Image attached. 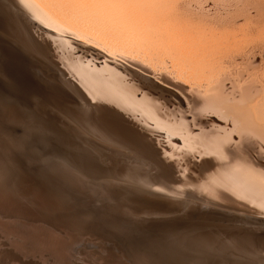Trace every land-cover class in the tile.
Listing matches in <instances>:
<instances>
[{"label":"rangeland","instance_id":"374dc122","mask_svg":"<svg viewBox=\"0 0 264 264\" xmlns=\"http://www.w3.org/2000/svg\"><path fill=\"white\" fill-rule=\"evenodd\" d=\"M205 1L208 4L205 3ZM258 1L259 2H257L256 0H247L248 4L250 5L249 6L248 4L246 5V3H247L246 0L245 1L244 0H196V1L195 0H192V1L191 0H179V1L175 0V2H176L175 8H177L176 9L177 16L180 19H182L183 21L191 24V27L194 25V28H193L194 30L198 29L197 31H200V32L202 31L203 33L199 32V34H203L202 39H203L204 43L206 42L205 44L208 46V48L211 49V50L209 49L207 53H209V55L212 57H210V59H208L209 55L206 54L205 62H204L206 64V61H210L209 62L210 64L207 62L208 64H206V66H204L205 69L202 71V69H203V66H202V69L198 70V73L192 72L191 69H187V68H186L187 72H186L185 68L182 70H177V69H179V68H177V66H174L175 67L174 68V67H172L173 66L172 64L166 63L167 61L169 62V60L166 58L163 61L162 60L163 58H157L155 56L150 57L148 55L150 58L149 59L147 57V55L144 53H143L144 54L143 55L142 53L135 54L132 52H127V51L125 52V50H122V49L119 50V48H116V47H112L113 48L112 49L108 45H105V44L101 45L102 43H95L92 41H88L86 38L80 36L79 34L70 35V38L72 39V41H74V42H72L74 45L73 54H78L80 56H78V55H75V56H77V57L82 56L83 58H84L83 55H85V58L83 59V61L85 63L83 61L81 63H83L84 65H87V63H88L87 66L90 69H92L93 72H95V75H97L98 80H100L102 82L105 81V82L111 84V86L113 85V87L116 90L118 89L119 92H123V93L130 95L129 97H132V98L136 97V99L142 98V99L148 100V98H146L148 96H150V98H155V97H159V95H160V97H162V99H165L162 106H164L165 104L166 105L172 104L169 102H173L172 105H167L164 107H155V109H154V107L149 108L150 107L149 106L147 110L152 114V115L151 114L150 115L153 116V118L159 120L160 122H162L164 124V127H166V129H164V130H166L167 131L166 133H168V134H162V133L159 134L158 133V135H156V137L158 136L156 139L159 140V144H162L161 145L162 147H160V146H158V147L161 149H164V151L167 152L168 156H177L180 159H182V153L186 152L188 158H187V161L183 160L185 162V164L183 165V168L186 170L185 174L190 175V176L187 175V179L189 177L191 179L192 176H194L198 173L196 171V169H198V168H196V166L201 165L202 158L204 156L202 155V153L200 151H198L196 149L192 151V149H190L189 146L185 145V141H186L185 139H193L192 137L202 134L203 133L202 131L207 130L209 127L220 128V129H218L219 132H217V134L223 135L225 132L226 137L228 134V137H230V139L228 137L227 138L230 140V145L231 146L234 145L233 148H235L241 142L240 141L241 140V136H240L241 134H239L240 132L238 130H240L241 121L245 120L244 119L245 117L249 118V119L252 118L251 119L252 121L256 120L254 122L256 124H259L264 130V115H263L264 114V105H263V103H264V98H263L264 97V68H263L264 67V50H263L264 49V41H263L264 40V15H263L264 12H262V11H264V8H263L264 7V0L263 1L258 0ZM231 2L234 4V6ZM217 3H218V5H217ZM229 3H231V4H229ZM184 4H186V5H184ZM187 4H189V5L187 6ZM204 5H205V7H204ZM216 5H217V7H216ZM241 5H243L244 8ZM251 5H252V7H251ZM257 5H260V7ZM26 6H27V4H26ZM208 6L211 8H209ZM248 6H249L250 10L248 9ZM196 7L198 8V10H195ZM235 7H236V9H237V7H240V9H237V11H235L236 10ZM257 7H259V9H257ZM202 8L205 11H202L203 10ZM260 8L262 10L261 12H260ZM246 9H247L246 12H248V13L245 12ZM220 10H221V12H219ZM233 10H234L235 14L232 13ZM257 10H259V11L257 12ZM194 11H197L199 13L197 14V12H194ZM242 11H244V12H242ZM236 12H238V13L236 14ZM259 12H260V14L262 13L261 14L262 19L259 18L260 17ZM239 13L241 15H238ZM183 14H185V16ZM247 14H249V15H247ZM203 15H204V17H203ZM254 15L257 16L255 18H259L260 20H257V19L254 20L255 18H253V23H252L251 20H252V17ZM232 16H234V17H232ZM235 16H236V20H235ZM216 17H218V18H216ZM192 18H194V19H192ZM233 18H234V20H233ZM214 19H217V20H214ZM31 21L34 23H30V27L32 30L35 29L34 31H36V29H37L36 23H38L41 26L42 25L46 26L45 24L42 23L41 20H39L37 18H35V19L32 18ZM216 21H218V22L221 21V22L217 23ZM223 21H224V23H223ZM229 21H231L232 24ZM247 21H248V24H247ZM244 22L246 24H244ZM251 24H252V26H251ZM220 25H222V26H220ZM232 26H235V27H232ZM254 26L256 28L257 27L258 28L256 29ZM195 27H196V29H195ZM236 28H238L240 31L238 32V29H236ZM47 29L50 32L53 31L52 28H50V29L47 28ZM232 29H235V30H232ZM251 29L253 31L256 29V30H258V32L255 30L256 31V33H255ZM241 30H243L242 33H241ZM8 31H10L8 29V27L1 25L0 33L7 34ZM205 31L208 33H205ZM230 31H233V32H230ZM234 31H235V33H234ZM251 31H252V33H251ZM209 33L211 36L209 35ZM217 33L218 34L220 33L219 35L221 36V38L218 37L219 35ZM222 34H224V36L227 34L228 37L225 36L227 39L224 38L222 36ZM233 34H235V36ZM252 34H253V37H251ZM256 34H258V38H257ZM246 35H248L247 36L248 38L246 37ZM249 35H250V37H249ZM8 36L11 39L14 38L12 36V34H9ZM206 36H207V38H209V37L210 38L209 39L204 38ZM238 37L241 39H239ZM222 38H224V40L225 39L226 40L225 41L219 40ZM232 38H236V39L232 42ZM243 38L245 39V41ZM79 39H80V41H79ZM210 41H212V42H210ZM220 41L223 42V44L222 43L220 44ZM208 42L211 45H209ZM228 42H229V45H226V44H228ZM252 42H253V44H252ZM254 42L256 45L254 44ZM260 42L262 43L261 45H263V47H260ZM76 43L77 44L79 43V45L77 46ZM81 43H83V45ZM248 44H249V46H248ZM87 45H89L88 49H86ZM253 45L258 46V47H255V46L253 47ZM211 46H213V47H211ZM229 46H230V48H229ZM75 47L76 48L78 47L79 49L77 50ZM94 47H95V49H94ZM237 47L239 48V50ZM91 48H93V49H91ZM250 48H252V49H250ZM255 48L257 49V51ZM259 48L260 49L262 48L261 51L259 50ZM74 49H75V52H74ZM82 49L85 53L82 51ZM109 49H111V50H109ZM87 50H88V52H87ZM115 50H117V53ZM258 50H259V52H258ZM112 51H113V53H112ZM212 51H214V52H212ZM96 52H100V53H96ZM216 52H217V54H216ZM249 52H250V54H248ZM119 53H120V55H119ZM254 53H256V54H254ZM81 54H83V55H81ZM102 54H104V55H102ZM219 54H220V56H217ZM221 54H222V56H221ZM243 54H244V56H242ZM48 56H49V58L52 57L50 54ZM229 56L231 57V59ZM248 56L250 57V61H251V59H253L252 64L250 63V61H248L249 60ZM251 57H253V58H251ZM91 58H93V59H91ZM206 58H207V60H206ZM215 58H217L218 61L215 60ZM156 59L158 62L156 61ZM159 59H161V60H159ZM85 60L86 61L88 60V62L86 63ZM153 60L156 62H153ZM232 60H233V62H231ZM239 60H241V61L243 60V62H240ZM131 61L135 62V63L132 64ZM211 61H212V63L214 62L216 64V66H214L215 64L213 63V67H212ZM89 62H91V64ZM94 63H95V66H94ZM249 63L253 67H251V65H250L249 67H251V68H249V70H248V64ZM253 63L254 64L256 63V64L253 65ZM230 64H231V66H230ZM243 64H246V65H243ZM89 65H91V66H89ZM138 65H139V67H138ZM140 65H142L141 68H140ZM208 65H209V67L210 66L211 67L209 68ZM225 65H227V66H225ZM150 66H152V67H150ZM98 68H101V70H99ZM117 68H119V69H117ZM234 68H236L237 70ZM231 69L232 70L234 69L233 70L234 73ZM240 69H242V70H240ZM243 70H244V72H243ZM49 71H51V74L54 72L53 69H51V70L49 69ZM141 71H143V72H141ZM201 71L204 74H202ZM208 71H210V72H208ZM182 72H184V73H182ZM226 72L228 75L226 74ZM162 73L171 76V78H175V80L178 81V82L176 81L177 83L183 82V84H185L186 86L181 84V86H179V88H178L177 86H174L173 84L172 85L168 84V82H166L167 80H164L165 78L163 76H161ZM99 74H100V76H99ZM129 74H130V76H129ZM135 74H137V75H135ZM181 74L184 76H182ZM20 75H21V77H19ZM25 75L26 74H24V72L22 73V71L20 69L18 70V68L16 69L15 66H12L10 64L6 65L5 68L0 70V76H2L0 78V83H1L0 84V92H2V93H0V100H1L0 101V116L3 113L2 110H4L6 112V113L5 112L3 113V115L6 114V116H4V117L1 116L2 118H0L3 120H4V118H6L4 120V122H3V120H1L4 124L0 121V177H1L0 183L3 184V186H2V184H0V188L4 187L3 189L1 188L0 193L3 194L5 187L10 186L12 184V182H14L17 179L19 169L37 168L38 166L33 167V165H35V164L36 165L38 164L40 166L38 169L42 168L41 170H43L44 172H47L46 174L51 173L50 174L51 177H54V178L57 177V179H60V178L65 179L64 181L67 182L66 185L64 183L63 186L60 187L58 190H60V192H62V193L67 191V193H64L66 195L67 194L69 195V199H68L69 201H68L67 205L61 206V207L58 206L55 209H53L52 211H48V213H45V214H44V212H41V213L44 214V216L46 217V218H43V220H42L43 224L51 226V227H57L58 231L62 232V233L76 234L79 236L82 235V237H86L89 239L91 238V240L94 242L91 246L84 249L85 251L82 250V252L80 254H78L77 256H72L71 259H72L73 264H89V263L93 264L94 262H95L94 264H97V263L98 264L99 263L100 264H108L110 258H115L119 264H139L140 262H141L140 264H151L152 262H153L152 264H156V263H158V264H160V263L169 264L170 262H173L174 264H179L181 262V260H178V259H180V258L174 259L175 257H172L171 255L168 254V251H171L170 246H168V244L170 242H172V240L170 238H172L173 241L175 240V242H183V241L187 240L186 242H188V244L190 246L189 247L190 249H187V251L193 252V253L195 252L192 255L191 254L187 255L186 256L187 259H185V258L183 259L185 264H216V263L217 264H227V263L228 264H237V263L240 264V262L238 260L229 258V257H234L235 254H237V253L235 252L236 249L231 244V240H230V242H228L230 237L229 236L227 237L226 232H232V234L234 232V233H236V235H241V234L242 235H249V233H251L253 231L263 230L264 224H260L256 221H254V223H253V220H251V219H242L239 216L237 217L234 213H231V209L229 207H225V206H229V203H226V205L224 206L220 202H217L214 200H210V199L209 200H202V199H195V198L190 197V194L186 193L187 192L186 189L189 188V186L187 185L188 183L184 182V180L181 181V180L177 179V176H179V175H176V174L174 176L173 175L171 176V175H169L168 172H166L163 175V176H165L164 177L165 180L166 179H167V181L169 180L168 183H167V181L163 182V183H153L152 181L150 182L148 179H145L146 175H144V173L136 176L137 177L136 179L130 178V177L120 178L117 175L115 168L112 167L111 163H109V157L113 156L112 153H110L108 150L103 148V145L99 144L98 142L91 141L93 147L97 148L98 150H101L100 152L103 153V155L107 158L106 163H104L103 165L95 164V162H93L90 158L89 159L86 158L85 155L76 152L73 148L72 127L76 128V129L79 128L80 131L87 134V132H85L84 129L82 128L80 120L78 118H76L75 116H72V114H71L73 112L76 113V110L79 111L80 106H83L80 102V95L76 92L74 94L72 93V94L68 95L67 91H70V90L66 87L63 88L66 91V92H64L63 89H58L55 91V90H52L50 88L40 86L39 84H37V82L33 81L32 78L28 77V79H26L28 75H26V76ZM138 75H139V78L140 77L143 78V76H146L147 80H143L141 82V80H139V78L137 77ZM174 75H175V77H174ZM177 75L179 78L177 77ZM188 75H189V77H187ZM223 75H225V77L226 76L230 77L232 75L233 80H232V77H230L231 79L230 78L227 79V77L225 78ZM244 76L245 77L247 76L246 77L247 79ZM99 77H101V78L103 77L104 79L102 78L103 79L102 80ZM118 77H119V79H121L120 80L121 82L118 81ZM184 77H187V78H184ZM191 77H193L195 79L191 80L192 79ZM51 78L55 80L56 77L54 75H51ZM114 78H115V80H114ZM188 78L190 80H187ZM6 79H8V80L6 81ZM199 79L200 80L202 79L203 82L198 81ZM220 79H222V82L225 80L224 81L225 84L223 82L224 87L219 86L222 83V82H219ZM235 79H237V81ZM240 79L243 81H241ZM245 79L248 80V83ZM249 79H250V81H249ZM252 79H253V81H252ZM71 80H73V82L76 81L75 78H73V77H71ZM116 80L118 81V83H120V85L117 83ZM130 80H131V83L129 82ZM186 80H187V83L189 82V84H187L185 82ZM195 80H196V82H194ZM254 80L259 82V83H257V82L254 83L255 82ZM114 81H116V85H115ZM125 81H126V83H125ZM240 81L243 83L241 84ZM16 82H18V83H16ZM19 82H21V83H19ZM133 82H134V85H132ZM211 82H212V84L210 85ZM218 82L220 84H217ZM128 83H129V85H128ZM244 83H246V85ZM28 84H31V86ZM117 84H118V87H117ZM247 84L250 87H248ZM7 85H8V87H7ZM20 85H21V88H20ZM130 85H131V87H130ZM252 85H254V86H252ZM79 86L83 87L84 91L86 92V95L89 97V93H87L84 86L83 85H79ZM238 86H239V89H238ZM24 87H26V88H24ZM212 87L214 89H212ZM243 87H247L248 89L245 88V90H244ZM8 88H11V89H8ZM128 88H130V89H128ZM183 88L186 90L189 88L194 89V90H198L197 92L199 94L201 93L202 95L205 96V97L203 96L202 97L203 99H202L201 95L197 94L202 100H206L204 98H207L210 96L216 100V102H217L216 106L219 104L217 107L213 106V109H208L209 111L207 110L208 112L211 111L212 113H208V112H206V110L204 111L206 113L203 116L204 122H200L199 119H196L195 114H194L193 110L191 109L192 104L190 101V95L182 93L181 91H183L182 90ZM223 88L226 89V91ZM229 88H231L232 90ZM253 88H254V90H253ZM210 89H212V91ZM215 89H216V91L213 92V90H215ZM233 89L236 90L235 91L236 93L234 92ZM255 89H257V90H255ZM19 90H21V91H19ZM222 90H224L223 93H222ZM242 90L244 92H242ZM246 90H250L251 92H249V91L245 92ZM60 91L63 93H61ZM139 91H141V93ZM217 91H218V93H215ZM14 92H15V94H14ZM226 92H227V95L225 94ZM238 92H241V95ZM137 93H139V94H137ZM145 93H147V94L144 95ZM11 94H14V95H11ZM230 94H231V96H229ZM235 94L238 97H240V96L241 97L238 98ZM12 96L13 97L17 96V98L16 97L13 98ZM232 96H233V98H232ZM20 97L22 99H20ZM18 98H19L20 104L18 102ZM89 98H88L89 100L87 101V104H90L92 101L95 102V99H91V97H89ZM166 98H168V100ZM208 99H210V98H207V100ZM246 100H247V102H246ZM259 100H261V101L259 102ZM218 101H220V103H218ZM221 102H223V103H221ZM145 103L146 102L144 101V103H143L144 105L142 104V106L141 105L137 106V110L138 109L141 110L142 107L146 105ZM221 104H223V105H221ZM2 105H3V108H2ZM173 105L177 106L175 108L176 111L175 110L173 111V109H174ZM220 105L224 106V107H220ZM230 105H232L231 108H233L234 110L230 109V108L228 109V107ZM226 106H227V108H225ZM219 107H220L219 110H221V108L222 109L225 108L224 111L227 109L230 111V113L229 112L224 113V111L221 110L224 114H226V115H223V113L221 111L217 110ZM166 108H168L169 110L167 109L168 110L167 111ZM178 108L181 110L177 111V110H179ZM209 108H211V107H209ZM171 109H172V112H171ZM11 110H13V113ZM161 110L162 111L166 110L168 112V114L171 116L166 114L167 113L166 111H163V112H165V113H163ZM182 111L184 112L183 113L184 115L182 114ZM214 111L217 115L215 113H213ZM37 112H39V113H37ZM259 112H261V113H259ZM136 113L137 112L134 113V118L136 119V117H137V120L140 121L141 116H138V115H140L141 113H139V114L138 113L136 114ZM178 113L185 116V117L182 116V118H184L185 120L181 119L180 118L181 115ZM243 113H245V115H242ZM13 114H14V116H13ZM173 114H176V116L175 115L173 116ZM232 114L234 115L233 117H232ZM257 114H259V115H257ZM7 115H11V117L7 116ZM251 115H252V117H251ZM260 115L262 117H260ZM172 116H173V118H172ZM13 117H15V119ZM163 118H164V120H163ZM233 118H235V119H233ZM259 119H261V120H259ZM172 120L174 121V123H172L173 122ZM197 120L199 121V123H196ZM205 120H207L209 123L205 122ZM239 120H240V122H239ZM176 121H182V123L181 122L178 123ZM186 121H189L190 124ZM8 122L11 124H9ZM210 122H212V123H210ZM56 123H58V124H56ZM151 123H152V121L150 123L144 122L145 125L148 124V126H150V128H154V126H155L154 123H152V124ZM183 123H185V124H183ZM193 123L196 125L199 124V126L198 125L196 126ZM201 123L204 124V127ZM5 124H6V126H5ZM179 124L181 125V127ZM213 124H214V126H213ZM67 126L69 127V129ZM191 126H192V128H191ZM5 127L7 128V130ZM20 128L23 129L24 131L19 130ZM16 129L19 131V133ZM201 129H203L201 131L202 133L200 132ZM14 130H16L17 133H15ZM9 131L12 134H10ZM184 132H185V134H184ZM164 133H165V131H164ZM163 136H165V137H163ZM160 137H163L164 139L162 138L163 139L162 140ZM28 138H29V140H28ZM32 138H33V140H31ZM34 138H36L38 140H36ZM45 138H46V140H45ZM51 139H53V140H51ZM160 139L162 141H160ZM167 139H170L169 142L167 141ZM164 140H165V142H163ZM50 141H51V144L49 143ZM70 141H71V143H70ZM31 142L32 143L34 142L33 143L34 145H31L32 144ZM161 142H163V143H161ZM48 143H49V145H47ZM64 144H65V146H64ZM257 145H258V147H257ZM28 146H31L32 148L28 147ZM252 146L248 147L247 150H249V151L246 150V152H245L246 155L244 154L245 156H248V158H249V159L246 158L247 164L249 166L250 165L252 166V167L250 166L251 169H253V170H255L258 173L263 175L260 177H264V156L260 153V151L264 152V142L254 143V144H252ZM14 147H15V149H14ZM50 147H51V149L53 147V149L55 151L53 149H52L53 152L50 151ZM30 148L32 151L29 150ZM39 148L41 150H38ZM43 148H47V149H43ZM16 149L19 152L17 154L19 156H16V155L11 156L12 151L16 150ZM208 149L211 150V154H212L213 150L211 148H208ZM30 151H31V153H33L32 155H30L31 154ZM49 151L51 153H49ZM60 151H62V152H60ZM46 152L48 153V155ZM39 154H41V156ZM27 156H29V157H27ZM36 156H38V157H36ZM239 156H242V154ZM206 157L208 159L209 156H206ZM21 158H23L21 160L23 163L20 162ZM62 158H63V161H62ZM189 158H191V159H189ZM210 158L217 159L218 156H210ZM36 159H37V161H36L37 163L35 162ZM41 159H43V161ZM132 159L135 161L139 160V158L135 157L134 155H133ZM50 160H52V161L50 162ZM64 160H66L67 163ZM17 161H19V162H17ZM24 161H26V162L29 161V162L26 163ZM54 161L55 162L57 161V162L54 163ZM19 164H21L22 166L20 165L21 166L20 167ZM24 164H26L25 165L26 167L23 166ZM28 164H29V166L27 167ZM190 168H192V169H190ZM55 170H57V171H55ZM189 170H192V171L190 172ZM66 173H68V174H66ZM72 173H74V174H72ZM9 175H11V176H9ZM58 175H61L62 177L58 176ZM225 175H226V177L228 176V179L237 180L240 182L239 186L235 185L233 190L227 189L228 190L227 191L224 186L218 184L215 181L217 183L218 187L227 191V193H231L232 195H236L238 197L239 196H249V194H251L250 193L251 191L256 190L257 192L254 191V193L258 194L257 196L261 197L262 200H264V196H263L264 195V178L259 180L255 177H251L252 174H250V173H248V175H247V174H240V173L230 174V173L226 172ZM101 176H103L104 178L102 177V179H101ZM249 177H251V179L253 181H256V182L250 181ZM199 179L201 180L203 178H199ZM228 179H226L227 182L228 181L232 182L231 180H228ZM109 180H110V182H109ZM175 180H176V182H175ZM111 181H113V182H111ZM99 183L102 184L103 186L100 185ZM120 183H121V185H120ZM143 186H145V187H143ZM77 187H78L79 191H78ZM140 187H142V188H140ZM73 188L74 189L76 188V190H74ZM94 189L95 190L97 189V190L94 191ZM201 189H202V192H204V194L208 193V192H206V190L203 187ZM189 190H191V189L189 188ZM75 193H77V194H75ZM84 193H85V195H84ZM2 194H0V199H1ZM157 194H158L159 199L156 197ZM87 195H89V196H87ZM84 196H86V197H84ZM169 197H171V198H169ZM89 199H90V201H89ZM171 200L173 201V203L171 202ZM150 201H152L153 204ZM253 201L254 200H251L252 204H253ZM90 202H92V203H90ZM180 202H181V204H180ZM195 202H196V204H195ZM96 204H98L99 206H97ZM184 204H186V205L184 206ZM124 205L127 206L129 209L126 208ZM0 206H2L1 208L4 210V207H3L4 205L1 202V200H0ZM89 206H91V208H89V209H93V210L89 211V209H88ZM122 206H124V207H122ZM178 206L183 207L182 209H185L186 211L176 209V207H178ZM203 206H205L206 208ZM83 207L86 208V211ZM185 207H187V208H185ZM1 208H0V214L2 216H0V221H1V219L5 220V214H7V217L9 216L11 218L10 220L29 223V220L27 219V217H24L25 215L23 216L22 208L20 209L22 212L17 211L19 214H17V212L16 213L11 212L12 213L11 214L8 211L3 213ZM102 208H105L104 209L105 211L102 210ZM112 210H113V212H112ZM116 210H117V212H116ZM201 210L204 212H207V214H201ZM208 210L210 211V213ZM69 211L71 212V214H69L70 213ZM108 211H111V212H108ZM220 211H224V214L229 215L232 218L231 217L224 218L222 216H219V214L217 212H220ZM90 212H92V213H90ZM97 212L99 214H97ZM102 212H103V214L106 213V215H102ZM126 212L128 215L126 214ZM169 212H170V216L168 214ZM110 213H112V214H110ZM113 213L115 214V216ZM154 213H155V215H154ZM176 213H177V215H176ZM108 214H110L111 216ZM121 214H123L124 218L122 217ZM124 214H126V215L124 216ZM152 214L154 215V218H153ZM186 214H188V215H186ZM87 215H88V217H87ZM130 215H132V216H130ZM13 216H14V218H13ZM68 216H70V218ZM83 216H85V217H83ZM102 216H103V218H102ZM112 216H114L113 219H112ZM7 217H6V219H9V217L8 218ZM105 217H109V218H105ZM129 217H131V218L129 219ZM140 217H142L143 219H141ZM133 218H135L136 220ZM103 219H105V220H103ZM27 220H28V222H27ZM113 220H114V222H113ZM119 220H121V221H119ZM106 221L108 223H106ZM120 222H121V225H120ZM87 226H88V229H87ZM236 228H238V229H236ZM152 229H154V230H152ZM239 229H241V230H239ZM83 233H84V235H83ZM156 233L157 234L162 233V234H167V235H165V238L162 241L161 240L156 241V239H154V237H153V235H155ZM157 234L155 236H157ZM132 235H133V237H132ZM130 236H131L133 241L131 240ZM4 238H5L4 235L2 233H0V239H1L0 243H2L0 246L2 248L10 250L12 253V257L11 256L6 257L7 256L6 254H3L0 252V264H16V263L17 264H23V262H25L26 264H30V262H36L37 264H44L45 261H42V260L40 261V258H37V257L34 258V257L28 256V255L24 256L22 252H19L18 250L15 249V247L11 244V241L8 240V242H7V239L6 238L4 239ZM152 241H155V242H152ZM190 241H194V242L197 241L198 243L199 242L202 243L203 245H205V247H208V250L210 251L211 254L207 256L206 254H199L198 252L194 251L192 248H195V247H193L195 244L190 242ZM146 242H147V244H145ZM133 243H135V244H133ZM198 243L196 244V246L198 245ZM207 243H209V244L207 245ZM156 244L159 247H157ZM228 244H230V246ZM153 245L156 247H154ZM99 246H101V247H99ZM165 246H166V248H165ZM141 247H142V249L144 248L143 253H142L143 257L141 256V252H142ZM145 247H147V248H145ZM160 247H161V249H160ZM156 248H157V250H155ZM146 249H148V250H146ZM159 250H161V251H159ZM185 250H186V248H185ZM91 251H93L94 253ZM150 251L154 255H152V253H150ZM85 252L87 255L85 254ZM160 252L162 255L160 254ZM83 253L85 255V256L83 255L85 257V259H83L84 258L82 256ZM146 253H148V254H146ZM158 254H159V256H158ZM163 254H164V258L160 257V256H163ZM155 255H156V257H155ZM150 258H152L153 261ZM159 258L162 260L160 261ZM90 259L92 261L93 260H95V261L92 262ZM216 259H217V261H216ZM4 260H7V261L4 262ZM77 260H79V261H77ZM225 260H226V262H225ZM14 261H16V263ZM19 261H21V262L19 263ZM246 261L248 262V264H264V256L263 257H247ZM233 262H236V263H233ZM173 263H170V264H173ZM182 263H183V261L180 264H182ZM45 264H50V263L46 262Z\"/></svg>","mask_w":264,"mask_h":264},{"label":"bare ground","instance_id":"6f19581e","mask_svg":"<svg viewBox=\"0 0 264 264\" xmlns=\"http://www.w3.org/2000/svg\"><path fill=\"white\" fill-rule=\"evenodd\" d=\"M179 1V0H178ZM192 1V0H191ZM196 1V0H195ZM245 1V0H244ZM259 2L258 0H256ZM263 1V0H262ZM261 1V2H262ZM181 2V1H180ZM179 2V3H180ZM247 2V0H246ZM187 3V2H186ZM189 3V2H188ZM191 3V2H190ZM203 3V2H202ZM205 3H207L205 1ZM219 3V2H218ZM217 3V5H218ZM232 3V2H231ZM229 3V4H231ZM244 3V2H243ZM253 3V2H252ZM251 3V4H252ZM29 7H27L26 6ZM208 4V3H207ZM210 4V3H209ZM220 4V3H219ZM226 4V3H225ZM233 4V3H232ZM248 2L246 3V5ZM262 4V3H261ZM186 5V4H184ZM189 4H187L188 6ZM201 5V4H200ZM216 5V7H217ZM223 5V4H222ZM249 5V4H248ZM263 5V4H262ZM176 2L175 0H0V28L1 25L8 27L10 31L7 32V34L0 33V70L5 68L6 65L10 64L12 66H15L16 69H20L22 73L28 75V77L32 78L33 81L37 82L40 86H44L47 88H50L52 90H58L63 88H68L70 91H67V94H74L75 92L80 95V102L83 106H80L79 111L76 110V113H71L72 116H75L78 118L81 122V126L84 129L87 134L83 133L79 130V128H73V148L76 152L85 155L86 158H90L95 164L97 165H103L106 163L107 158L101 153V150H98L97 148L93 147L91 141L98 142L99 144L103 145V148L108 150L110 153H112V157H109V163H111L112 167L115 168L117 175L120 178H137L136 176L141 175L144 173L146 175L145 179H148L150 182L153 183H163L166 182L163 176L166 172L169 173V175H179L177 176V179L187 182L189 188L191 190L186 189V193L190 194V197L195 199H202V200H214L217 202H220L222 205H226V203H229V207L231 209V213H234L237 217H241L242 219H251L254 221L264 224V200H262L261 197H258V194H255L254 191H251L249 196H236L232 195L231 193H227L228 190H233L235 185H240V182L237 180H231L228 179V176L226 177L225 173L228 172L230 174L234 173H240V174H252L251 177H255L257 179H262L264 177L262 174L258 173L257 171L251 169V167L247 164L246 158L248 156L246 155V150L248 147L252 146L254 143H260L264 142V130L259 125L256 124L254 121H252V118H244L245 120L241 121V127L240 130H238L241 134V142L239 145L235 148L230 145V137H226V133L224 132L223 135L217 134L219 132L218 129L220 128H214L209 127L207 130L201 129L200 132L202 134L192 137L193 139H185V145L189 146L190 149L198 150L202 153L204 156L202 158L201 165L196 166V171L198 172L196 175L192 176L187 179V175L185 174L186 170L183 168V165L185 164V161H187V153H182V159L178 158L177 156H168L167 152L164 151V149L159 148L158 146L162 147V144H159V140H157L156 135L158 133L162 134H168L167 131L164 130L166 127H164V124L160 122L159 120L153 118L151 116L152 114L147 110L148 107H164L167 105H172L173 102H169L172 104H165L163 105V102L165 99H162V97H155L150 98V96L146 97V99H136V97H129L130 95L119 92L118 89L116 90L113 85L98 80L97 75H95V72L92 71L87 65L88 60L86 61L87 65H84L81 63L83 59L85 58V55L82 57H77L73 54V43L72 39L70 38V35H77L86 38L88 41H92L95 43H102L101 45L105 44L109 47H116L125 50V52H132L135 54L144 53L149 56L157 57V58H163L168 59L166 63L172 64L171 66H177V70H182L185 68L186 72L187 69H191L192 72H197L198 70L205 69L204 66L208 64L210 61L205 62V56L206 54L209 55L208 46L203 41V34H199L200 31L194 30V25L191 27V24L188 22L183 21L177 16V12L175 8ZM183 6V5H182ZM207 6V5H206ZM224 6V5H223ZM232 6V5H231ZM234 6V4H233ZM232 6V7H233ZM236 6V5H235ZM243 6V5H241ZM250 6V5H249ZM248 6V9H249ZM255 6V5H254ZM260 7V5H257ZM205 7V5H204ZM209 7V6H208ZM252 7V5H251ZM257 7V9H259ZM263 7V6H262ZM207 8V7H206ZM211 8V7H209ZM222 8V7H221ZM244 8V6H243ZM247 8V7H246ZM264 8V7H263ZM188 9V8H187ZM203 9V8H202ZM217 9V8H216ZM228 9V8H227ZM230 9V8H229ZM236 9V7H235ZM234 9V10H235ZM237 9H240V7H237ZM237 9L235 11H237ZM189 10V9H188ZM192 10V9H191ZM195 10H198L196 7ZM207 10V9H206ZM210 10V9H209ZM208 10V11H209ZM234 10L232 13H234ZM243 10V9H242ZM250 10V9H249ZM193 11V10H192ZM202 11H205L204 9ZM201 11V12H202ZM214 11V10H213ZM218 11V10H217ZM223 11V10H222ZM232 11V10H231ZM241 11V10H240ZM247 9L245 10V12ZM256 11V10H255ZM259 10H257L258 12ZM260 8V12H261ZM189 12V11H188ZM191 12V11H190ZM197 12V11H194ZM221 12V10L219 11ZM244 12V11H242ZM259 12V14H260ZM264 12V11H262ZM199 12H197L198 14ZM207 13V12H206ZM211 13V12H210ZM216 13V12H215ZM227 13V12H226ZM231 13V12H230ZM238 12H236L237 14ZM248 13V12H246ZM203 14V13H202ZM235 14V13H234ZM262 14V13H261ZM260 14V19L261 18ZM185 16V14H183ZM206 15V14H205ZM227 15V14H226ZM232 15V14H231ZM238 15H241L240 13ZM249 15V14H247ZM264 15V14H263ZM208 16V15H207ZM210 16V15H209ZM212 16V15H211ZM229 16V15H228ZM227 16V17H228ZM252 16V15H251ZM204 17V15H203ZM226 17V18H227ZM234 17V16H232ZM248 17V16H247ZM257 16L252 17V23L253 18ZM263 17V16H262ZM32 18H37L42 21L43 24L46 26H41L38 23L36 31L32 30L30 27V23H34L31 21ZM195 18V17H194ZM192 18V19H194ZM215 18V17H214ZM218 18V17H216ZM259 18H255L254 20H260ZM199 19V18H198ZM221 19V18H220ZM232 19V18H231ZM244 19V18H243ZM251 19V18H250ZM185 20V19H184ZM217 20V19H214ZM230 20V19H229ZM234 20V18H233ZM236 20V16H235ZM187 21V20H186ZM191 21V20H190ZM189 21V22H190ZM205 21V20H204ZM203 21V22H204ZM211 21V20H210ZM222 21V20H221ZM219 21V22H221ZM225 21V20H224ZM223 21V23H224ZM228 21V20H227ZM241 21V20H240ZM219 23L218 21H216ZM231 22V21H229ZM255 22V21H254ZM193 23V22H192ZM222 23V24H223ZM250 23V22H249ZM232 24V22H231ZM244 24H246L244 22ZM248 24V21H247ZM230 25V24H229ZM234 25V24H233ZM254 25V24H253ZM222 26V25H220ZM224 26V25H223ZM231 26V25H230ZM236 26V25H235ZM232 26V27H235ZM250 26V25H249ZM248 26V27H249ZM252 26V24H251ZM257 26V25H256ZM208 27V26H207ZM206 27V28H207ZM243 27V26H242ZM241 27V28H242ZM246 27V26H245ZM255 27V26H254ZM47 28H52L53 31H48ZM199 28V27H198ZM251 28V27H250ZM256 28V27H255ZM258 28V27H257ZM256 28V29H257ZM260 28V27H259ZM7 29V28H6ZM196 29V27H195ZM200 29V28H199ZM226 29V28H225ZM238 29V28H236ZM255 29V30H256ZM207 30V29H206ZM213 30V29H212ZM222 30V29H221ZM227 30V29H226ZM235 30V29H232ZM245 30V29H244ZM248 30V29H247ZM250 30V29H249ZM252 30V29H251ZM253 31L256 33L258 30ZM74 31V32H73ZM208 31V30H207ZM240 30L238 29V32ZM243 30H241L242 33ZM251 31V33H252ZM210 32V31H209ZM216 32V31H215ZM233 32V31H230ZM249 32V31H248ZM200 33H203L202 31ZM205 33H208L205 31ZM204 33V34H205ZM221 33V32H220ZM219 33V34H220ZM235 33V31H234ZM240 33V34H241ZM250 33V32H249ZM261 33V32H260ZM12 34V36L15 38L11 39L8 35ZM218 34V33H217ZM218 34V35H219ZM238 34V33H237ZM259 34V33H258ZM258 34L257 38H258ZM78 35V36H79ZM210 35V33H209ZM208 35V36H209ZM213 35V34H212ZM235 36V34H233ZM243 35V34H242ZM241 35V36H242ZM255 35V36H256ZM262 35V34H261ZM202 36V37H201ZM205 36V35H204ZM211 36V35H210ZM224 38L227 36V34L224 36ZM248 35H246L247 37ZM218 37L221 38L219 35ZM228 37V36H227ZM232 37V36H231ZM237 37V36H236ZM244 37V36H243ZM250 37V35H249ZM253 37V34L251 35ZM204 38H207L204 37ZM210 38V37H209ZM207 38V39H209ZM212 38V37H211ZM224 38L219 40H224ZM239 38V37H238ZM248 38V37H247ZM81 39V38H80ZM79 39V41H80ZM218 39V38H217ZM227 39V38H226ZM225 39V40H226ZM231 39V38H230ZM236 38H232V42ZM241 39V38H239ZM244 39V38H243ZM224 40V41H225ZM238 40V39H237ZM236 40V41H237ZM250 40V39H249ZM252 40V39H251ZM206 41V40H205ZM230 41V40H229ZM245 41V39H244ZM248 41V40H247ZM258 41V40H257ZM262 41V40H261ZM264 41V40H263ZM212 42V41H210ZM243 42V41H242ZM80 43V42H79ZM79 43L76 45L78 46ZM209 43V42H208ZM223 44V42L220 41V44ZM231 43V42H230ZM240 43V42H239ZM83 45V43H81ZM238 44V43H237ZM241 44V43H240ZM253 44V42H252ZM255 44V42H254ZM259 44V43H258ZM257 44V45H258ZM260 42V47H263ZM209 45H211L209 43ZM213 45V44H212ZM229 45V42L228 44ZM232 45V44H231ZM230 45V46H231ZM256 45V44H255ZM253 45V47L255 46ZM81 46V45H80ZM85 46V45H84ZM89 45H87V48ZM107 46V47H108ZM214 46V45H213ZM211 46V47H213ZM223 46V45H222ZM221 46V47H222ZM229 46V48H230ZM234 46V45H233ZM239 46V45H238ZM246 46V45H245ZM249 46V44H248ZM97 47V46H96ZM216 47V46H215ZM252 47V46H251ZM252 47V48H253ZM258 47V46H255ZM76 48V47H75ZM85 48V47H84ZM217 48V47H216ZM225 48V47H224ZM227 48V47H226ZM232 48V47H231ZM234 48V47H233ZM236 48V47H235ZM238 48V47H237ZM250 48V49H252ZM79 49L78 47L76 48ZM93 49V48H91ZM95 49V47H94ZM113 49V48H112ZM256 49V48H255ZM262 49V48H261ZM259 48V50L261 51ZM97 50V49H96ZM95 50V51H96ZM111 50V49H109ZM121 50V51H122ZM211 50V49H210ZM237 50V49H236ZM239 50V48H238ZM237 50V51H238ZM254 50V49H253ZM258 50V52H259ZM264 50V49H263ZM92 51V50H91ZM114 51V50H113ZM112 51V53H113ZM117 53V50H115ZM243 51V50H242ZM255 51V50H254ZM257 51V49H256ZM75 52V49H74ZM88 52V50H87ZM123 52V51H122ZM214 52V51H212ZM245 52V51H244ZM263 52V51H262ZM90 53V52H89ZM100 53V52H96ZM110 53V52H109ZM121 53V52H120ZM119 53V55H120ZM131 53V54H132ZM222 53V52H221ZM236 53V52H235ZM261 53V52H260ZM50 54L52 57L49 58L48 55ZM127 54V53H126ZM143 54V55H144ZM215 54V53H214ZM217 54V52H216ZM240 54V53H239ZM245 54V53H244ZM244 54L242 56H244ZM250 54V52L248 53ZM256 54V53H254ZM90 55V54H89ZM104 55V54H102ZM118 55V56H119ZM134 55V54H133ZM141 55V54H140ZM149 55V56H148ZM213 55V54H212ZM225 55V54H224ZM247 55V54H246ZM253 55V54H252ZM251 55V56H252ZM80 56V55H78ZM214 56V55H213ZM217 56H220L217 55ZM222 56V54H221ZM234 56V55H233ZM239 56V55H238ZM96 57V56H95ZM98 57V56H97ZM103 57V56H102ZM101 57V58H102ZM130 57V56H129ZM135 57V56H134ZM141 57V56H140ZM209 55V58L210 59ZM230 57V56H229ZM249 57V56H248ZM90 58V57H89ZM94 58V57H93ZM91 58V59H93ZM121 58V57H120ZM142 58V57H141ZM144 58V57H143ZM223 58V57H222ZM226 58V57H225ZM236 58V57H235ZM246 58V57H245ZM244 58V59H245ZM253 58V57H251ZM88 59V58H87ZM95 59V58H94ZM97 59V58H96ZM150 59V58H149ZM213 59V58H212ZM231 59V57H230ZM233 59V58H232ZM147 60V59H146ZM145 60V61H146ZM155 60V59H154ZM153 62H156L154 61ZM161 60V59H159ZM207 60V58H206ZM217 60V58H215ZM229 60V59H228ZM248 60V59H247ZM252 60L250 63L252 64ZM218 61V60H217ZM240 62H243V60H239ZM84 62V61H83ZM95 62V61H94ZM132 62V61H131ZM158 62V61H157ZM161 62V61H160ZM208 62V63H207ZM226 62V61H225ZM229 62V61H228ZM233 62V60L231 61ZM230 62V63H231ZM235 62V61H234ZM85 63V62H84ZM91 64V62H89ZM93 63V62H92ZM135 62H132V64ZM138 63V62H137ZM150 63V62H149ZM148 63V64H149ZM212 63V61H211ZM214 63V62H213ZM213 63L211 64L213 67ZM248 64V70L249 68L253 67L251 64ZM158 64V63H157ZM169 64V65H170ZM205 64V65H204ZM210 64V63H209ZM215 64V63H214ZM225 64V63H224ZM232 64V63H231ZM230 64V66H231ZM240 64V63H239ZM256 64V63H255ZM253 63V65H255ZM98 65V64H97ZM101 65V64H100ZM234 65V64H233ZM246 65V64H243ZM251 65V67H249ZM260 65V64H259ZM263 65V64H262ZM91 66V65H89ZM95 66V63H94ZM102 66V65H101ZM135 66V65H134ZM142 65H140L141 68ZM216 66V64L214 65ZM218 66V65H217ZM222 66V65H221ZM227 66V65H225ZM257 66V65H256ZM100 67V66H99ZM123 67V66H122ZM137 67V66H136ZM139 67V65H138ZM152 67V66H150ZM165 67V66H164ZM191 67V68H190ZM209 67V65H208ZM211 67V66H210ZM209 67V68H210ZM219 67V66H218ZM255 67V66H254ZM262 67V66H261ZM11 68V67H10ZM148 68V67H147ZM166 68V67H165ZM175 68V67H174ZM187 68V69H186ZM222 68V67H221ZM230 68V67H229ZM232 68V67H231ZM244 68V67H243ZM242 68V69H243ZM264 68V67H263ZM49 69H53L54 72L51 74V71ZM101 70V68H98ZM103 69V68H102ZM119 69V68H117ZM130 69V68H129ZM162 69V68H161ZM217 69V68H216ZM236 69V68H234ZM233 69V70H234ZM240 69V70H242ZM245 69V68H244ZM259 69V68H258ZM104 70V69H103ZM122 70V69H121ZM147 70V69H146ZM152 70V69H151ZM163 70V69H162ZM213 70V69H212ZM232 70V69H231ZM230 70V71H231ZM232 70V71H233ZM237 70V69H236ZM235 70V71H236ZM254 70V69H253ZM14 71V70H13ZM106 71V70H105ZM144 71V70H143ZM141 71V72H143ZM148 71V70H147ZM201 71V72H202ZM134 72V71H133ZM138 72V71H137ZM136 72V73H137ZM159 72V71H158ZM178 72V71H177ZM210 72V71H208ZM244 72V70H243ZM250 72V71H249ZM99 73V72H98ZM148 73V72H147ZM184 73V72H182ZM215 73V72H214ZM213 73V74H214ZM234 73V71H233ZM54 75L56 78L55 80L51 78V75ZM117 74V73H116ZM138 74V73H137ZM135 74V75H137ZM140 74V73H139ZM180 74V73H179ZM200 74V73H199ZM202 74H204L202 72ZM227 74V72H226ZM248 74V73H247ZM253 74V73H252ZM3 75V74H2ZM25 75V76H26ZM124 75V74H123ZM159 75V74H158ZM182 75V74H181ZM228 75V74H227ZM242 75V74H241ZM246 75V74H245ZM5 76V75H4ZM100 76V74H99ZM128 76V75H127ZM130 76V74H129ZM128 76V77H129ZM134 76V75H133ZM165 79L167 80L168 84H173L174 86H181L182 83H177L178 81L175 80V78H171V76L167 74H161ZM184 76V75H182ZM205 76V75H204ZM225 77V75H223ZM234 76V75H233ZM237 76V75H236ZM240 76V75H239ZM2 76H0L1 78ZM21 77V75L19 76ZM71 77L75 78L76 81L73 82L71 80ZM108 77V76H107ZM122 77V76H121ZM139 78V75L137 76ZM175 77V75H174ZM178 77V75H177ZM181 77V76H180ZM189 77V75L187 76ZM184 77V78H187ZM227 77V76H226ZM225 77V78H226ZM232 77V75L230 76ZM229 76L227 77L230 78ZM245 77V76H244ZM243 77V78H244ZM247 77V76H246ZM245 77V78H246ZM249 77V76H248ZM5 78V77H4ZM25 78V77H24ZM101 78V77H99ZM103 78V77H102ZM101 78V79H102ZM141 78V77H140ZM141 82L143 80H147L146 76H143L141 78ZM179 78V77H178ZM193 79V77H191ZM199 78V77H198ZM205 78V77H204ZM21 79V78H20ZM104 79V78H103ZM102 79V80H103ZM177 79V78H176ZM182 79V78H181ZM212 79V78H211ZM224 79V78H223ZM231 79V78H230ZM247 79V78H246ZM245 79V80H246ZM8 79H6L7 81ZM115 80V78H114ZM118 77V81H120ZM129 80V79H128ZM132 80V79H131ZM131 80L129 81L131 83ZM179 80V79H178ZM183 80V79H182ZM187 80H190L189 78ZM187 80L185 81L187 83ZM209 80V79H208ZM207 80V81H208ZM233 80V77H232ZM237 81V79H235ZM241 80V79H240ZM257 80V79H256ZM20 81V80H19ZM117 81V80H116ZM116 81H114L116 85ZM117 81V83H118ZM177 81V82H176ZM202 81V79L198 80ZM197 81V82H198ZM206 81V82H207ZM225 81V80H224ZM223 81V82H224ZM228 81V80H227ZM243 81V80H241ZM240 81V82H241ZM248 83V80H246ZM250 81V79H249ZM253 81V79H252ZM251 81V82H252ZM255 81V80H254ZM3 82V81H2ZM121 82V81H120ZM128 82V81H127ZM184 82V83H185ZM196 82V80L194 81ZM219 82H222V79H220ZM217 84H220V83ZM223 82L219 86H223ZM255 81L254 83H256ZM18 83V82H16ZM21 83V82H19ZM29 83V82H28ZM31 83V82H30ZM34 83V82H33ZM126 83V81H125ZM205 83V82H204ZM232 83V82H231ZM243 82H241L242 84ZM253 83V82H252ZM253 83V84H254ZM259 83V82H257ZM1 84V83H0ZM120 85V83H118ZM117 84V87H118ZM123 84V83H122ZM189 84V82L187 83ZM206 84V83H205ZM212 82L210 83V85ZM225 84V82H224ZM240 84V85H241ZM246 85V83H244ZM243 84V85H244ZM6 85V84H5ZM31 86V84H28ZM79 85H83L86 89L87 93H89V97L91 99H95V102H91L90 104H87V101L90 99L86 92L84 91L83 87H80ZM129 85V83H128ZM134 85V82L133 84ZM140 85V84H139ZM186 86L185 84H183ZM182 85V86H183ZM198 85V84H197ZM207 85V84H206ZM235 85V84H234ZM233 85V86H234ZM250 85V84H249ZM256 85V84H255ZM259 85V84H258ZM209 86V85H208ZM226 86V85H225ZM248 86V84H247ZM254 86V85H252ZM251 86V87H252ZM8 87V85H7ZM14 87V86H13ZM127 87V86H126ZM131 87V85H130ZM196 87V86H195ZM214 87V86H213ZM212 87V89H214ZM224 87V86H223ZM232 87V86H231ZM237 87V86H236ZM250 87V86H248ZM257 87V86H256ZM17 88V87H16ZM21 88V85H20ZM26 88V87H24ZM28 88V87H27ZM141 88V87H140ZM148 88V87H147ZM205 88V87H204ZM228 88V87H227ZM247 87H243L245 90ZM255 88V87H254ZM253 88V90H254ZM258 88V87H257ZM261 88V87H260ZM259 88V89H260ZM11 89V88H8ZM130 89V88H128ZM199 89V88H198ZM206 89V88H205ZM212 89H210L212 91ZM224 89V88H223ZM231 89V88H229ZM235 89V88H234ZM233 89V90H234ZM237 89V88H236ZM239 89V86H238ZM248 89V88H247ZM251 89V88H250ZM258 89V90H259ZM263 89V88H262ZM261 89V90H262ZM3 90V89H2ZM5 90V89H4ZM14 90V89H13ZM16 90V89H15ZM181 91L184 94L190 95V101H191V109L193 110L196 119H199L200 122H204L203 116L206 114L204 111L208 112V109H213L214 107H217L216 100L212 97L207 100V98H204L206 100H202L203 96L201 93L199 94L194 89H182ZM207 90V89H206ZM209 90V91H210ZM226 91V89H224ZM222 90V93L223 91ZM232 90V89H231ZM257 90V89H255ZM21 91V90H19ZM18 91V92H19ZM64 92L65 89H63ZM125 91V90H124ZM127 91V90H126ZM138 91V90H137ZM202 91V90H201ZM200 91V92H201ZM205 91V90H204ZM203 91V92H204ZM210 91V92H211ZM216 91L213 90V92ZM236 90H234L235 92ZM251 92L250 90H246L245 92ZM260 91V90H259ZM5 92V91H4ZM8 92V91H7ZM36 92V91H35ZM61 92V91H60ZM135 92V91H134ZM141 93V91H139ZM208 92V91H207ZM232 92V91H231ZM242 92H244L242 90ZM262 92V91H261ZM2 93V92H0ZM20 93V92H19ZM40 93V92H39ZM63 93V92H61ZM215 93H218L215 92ZM236 93V92H235ZM241 95V92H238ZM7 94V93H6ZM15 94V92H14ZM11 94V95H14ZM66 94V93H65ZM139 94V93H137ZM136 94V95H137ZM145 93L144 95H146ZM160 94V93H159ZM201 95V98L197 95ZM227 95V92L225 93ZM245 94V93H244ZM250 94V93H249ZM8 95V94H7ZM21 95V94H20ZM42 95V94H41ZM150 95V94H149ZM155 95V94H154ZM218 95V94H217ZM236 95V94H235ZM251 95V94H250ZM18 96V95H17ZM17 96H15L17 98ZM22 96V95H21ZM140 96V95H139ZM224 96V95H223ZM231 96V94L229 95ZM237 96V95H236ZM9 97V96H8ZM13 97V96H12ZM13 97V98H15ZM25 97V96H24ZM45 97V96H44ZM43 97V98H44ZM205 97V96H204ZM215 97V96H214ZM226 97V96H225ZM238 97V96H237ZM241 97V96H240ZM238 97V98H240ZM257 97V96H256ZM2 98V97H1ZM5 98V97H4ZM11 98V97H10ZM9 98V99H10ZM89 98V99H88ZM140 98V97H139ZM144 98V97H143ZM171 98V97H170ZM218 98V97H217ZM227 98V97H226ZM233 98V96H232ZM254 98V97H253ZM264 98V97H263ZM8 99V98H7ZM6 99V100H7ZM20 99H22L20 97ZM26 99V98H25ZM168 100V98H166ZM219 99V98H218ZM257 99V98H256ZM13 100V99H12ZM146 102L145 106L142 107V109L137 110V106H142L144 101ZM215 100V101H214ZM1 101V100H0ZM28 101V100H27ZM62 101V100H61ZM261 100H259L260 102ZM19 102V98H18ZM25 102V101H24ZM23 102V103H24ZM247 102V100H246ZM252 102V101H251ZM256 102V101H255ZM22 103V102H21ZM39 103V102H38ZM220 103V101H218ZM223 103V102H221ZM262 103V102H261ZM260 103V104H261ZM20 104V102H19ZM49 104V103H48ZM61 104V103H60ZM139 104V105H138ZM176 104V103H175ZM178 104V103H177ZM259 104V105H260ZM37 105V104H36ZM46 105V104H45ZM50 105V104H49ZM57 105V104H56ZM144 105V104H143ZM223 105V104H221ZM220 107H224L221 106ZM252 105V104H251ZM264 105V103H263ZM5 106V105H4ZM262 106V105H261ZM28 107V106H27ZM83 107V108H82ZM169 107V106H168ZM173 111L177 106H174ZM190 107V106H189ZM211 107V108H209ZM220 107L217 109L218 111H221L227 106L221 110ZM232 105L228 107V109L231 108ZM3 108V105H2ZM1 108V109H2ZM9 108V107H8ZM139 108V107H138ZM170 108V107H169ZM181 108V107H180ZM5 109V108H4ZM18 109V108H17ZM36 109V108H35ZM163 109V108H162ZM168 108H166L167 110ZM179 109V108H178ZM238 109V108H237ZM163 110V111H166ZM169 110V109H168ZM167 110V111H168ZM181 109L177 110L180 111ZM208 110V111H207ZM227 110V109H226ZM225 112H229V110ZM234 110V109H233ZM13 113V110H11ZM162 111V110H161ZM162 111V112H163ZM166 111V112H167ZM176 111V110H175ZM190 111V110H189ZM213 111V110H212ZM238 111V110H237ZM259 111V110H258ZM261 111V110H260ZM4 113L5 111L2 110ZM10 112V111H9ZM137 112L138 114L141 113L138 116H141L140 121L134 118V113ZM172 112V109H171ZM222 112V111H221ZM1 116H6L4 114ZM6 113V112H5ZM11 113V114H12ZM39 113V112H37ZM136 113V114H137ZM165 113V112H163ZM174 113V112H173ZM181 113V112H180ZM178 113V114H180ZM184 112L182 111V114ZM208 113H212L211 111ZM207 113V114H208ZM215 113V111L213 112ZM218 113V112H217ZM223 113V112H222ZM223 115H226L224 114ZM228 113V114H229ZM232 113V112H231ZM237 113V112H236ZM261 113V112H259ZM10 114V113H9ZM151 114V115H150ZM168 114V112L166 113ZM216 114V113H215ZM227 114V115H228ZM41 115V114H40ZM169 115V114H168ZM176 116V114H173V116ZM181 115V114H180ZM184 115V114H183ZM181 115V119L182 118ZM213 115V114H212ZM217 115V114H216ZM242 115H245L243 113ZM259 115V114H257ZM264 115V114H263ZM0 116V118H2ZM10 116L11 115H7ZM14 116V114H13ZM160 116V115H159ZM171 116V115H169ZM172 116V118H173ZM234 115L232 114V117ZM236 116V115H235ZM256 116V115H255ZM185 117V116H183ZM248 117V116H247ZM252 117V115H251ZM260 117H262L260 115ZM259 117V118H260ZM15 119V117H13ZM166 118V117H165ZM214 118V117H213ZM238 118V117H237ZM6 118H4L5 120ZM194 119V118H193ZM235 119V118H233ZM239 119V118H238ZM262 119V118H261ZM259 119V120H261ZM3 119H0V121ZM3 120V122H4ZM8 120V119H7ZM20 120V119H19ZM55 120V119H54ZM69 120V119H68ZM164 120V118H163ZM168 120V119H167ZM185 120V119H184ZM213 120V119H212ZM241 120V119H240ZM239 120V122H240ZM9 121V120H8ZM14 121V120H13ZM147 121V122H146ZM154 123V128H150V126L145 125V123ZM171 121V120H170ZM173 121V120H172ZM197 120L196 123H199ZM237 121V120H236ZM2 122V121H1ZM2 122V123H3ZM178 123H182V121H176ZM190 124L189 121H186ZM194 122V121H193ZM205 122H208L205 120ZM1 123V124H2ZM7 123V122H6ZM9 123V122H8ZM72 123V122H71ZM151 123V124H152ZM171 123V122H170ZM174 123V121L172 122ZM187 123V124H188ZM192 123V122H191ZM195 123V122H194ZM193 123V124H194ZM209 123V122H208ZM212 123V122H210ZM236 123V122H235ZM4 124V123H3ZM11 124V123H9ZM58 124V123H56ZM185 124V123H183ZM204 127V124L201 123ZM200 124V125H201ZM237 124V123H236ZM17 125V124H16ZM15 125V126H16ZM150 125V124H149ZM172 125V124H171ZM180 125V124H179ZM192 125V124H191ZM196 125V124H194ZM199 126V124H197ZM196 125V126H197ZM206 125V124H205ZM2 126V125H1ZM4 126V125H3ZM6 126V124H5ZM63 126V125H62ZM214 126V124H213ZM11 127V126H10ZM17 127V126H16ZM68 127V126H67ZM181 127V125H180ZM194 127V126H193ZM216 127V126H215ZM6 128V127H5ZM192 128V126H191ZM201 128V127H200ZM69 129V127H68ZM205 129V128H204ZM7 130V128H6ZM17 130V129H16ZM15 131V133H17ZM23 130V129H19ZM18 131V130H17ZM24 131V130H23ZM165 131V133H164ZM10 132V131H9ZM22 132V131H21ZM71 132V131H70ZM186 132V131H185ZM184 132V134H185ZM199 132V133H200ZM19 133V131H18ZM24 133V132H23ZM189 133V132H188ZM193 133V132H192ZM191 133V134H192ZM10 134H12L10 132ZM25 134V133H24ZM30 134V133H29ZM194 134V133H193ZM19 135V134H18ZM69 135V134H68ZM196 135V134H195ZM26 136V135H25ZM31 136V135H30ZM33 137V136H32ZM35 137V136H34ZM40 137V136H39ZM165 137V136H163ZM163 137H160L161 139ZM167 137V136H166ZM173 137V136H172ZM179 137V136H178ZM190 138V137H189ZM36 139V138H34ZM40 139V138H39ZM159 139V138H158ZM160 139V141H162ZM29 140V138H28ZM33 140V138L31 139ZM38 140V139H36ZM41 140V139H40ZM43 140V139H42ZM46 140V138H45ZM53 140V139H51ZM166 140V139H165ZM165 140L163 142H165ZM170 139H167L169 142ZM48 141V140H47ZM63 141V140H62ZM46 142V141H45ZM59 142V141H58ZM57 142V143H58ZM64 142V141H63ZM161 142V143H163ZM32 143V142H31ZM34 143V142H33ZM31 145H34V144ZM47 143V142H46ZM45 143V144H46ZM51 144V141L49 142ZM49 143L47 145H49ZM69 143V142H68ZM71 143V141H70ZM167 143V142H166ZM53 144V143H52ZM55 144V143H54ZM46 145V146H47ZM15 146V145H14ZM65 146V144H64ZM31 147V146H28ZM27 147V148H28ZM48 147V146H47ZM177 147V146H176ZM253 147V146H252ZM258 147V145H257ZM32 148V147H31ZM31 148L29 150H31ZM38 148V147H37ZM64 148V147H63ZM208 148H211L209 150ZM47 149V148H43ZM53 149V147H52ZM50 147V151H52ZM256 149V148H255ZM38 150H41L40 148ZM54 150V149H53ZM61 150V149H60ZM32 151V150H31ZM30 151V153H31ZM34 151V150H33ZM49 151V153H51ZM55 151V150H54ZM197 151V152H198ZM216 151V152H215ZM244 151V152H243ZM249 151V150H247ZM28 152V151H27ZM39 152V151H38ZM53 152V151H52ZM62 152V151H60ZM181 152V151H180ZM36 153V152H35ZM47 153V152H46ZM55 153V152H54ZM53 153V154H54ZM248 153V152H247ZM260 153L264 156V152ZM26 154V153H25ZM24 154V155H25ZM31 153L30 155H32ZM58 154V153H57ZM242 156H239L241 155ZM245 154V155H244ZM28 155V154H27ZM29 155V156H30ZM41 156V154H39ZM48 155V153H47ZM52 155V154H51ZM50 155V156H51ZM59 155V154H58ZM133 155L137 158H139V162L132 159ZM27 156V157H29ZM206 156H209L208 159ZM210 156H218L217 159L210 158ZM21 157V156H20ZM38 157V156H36ZM47 157V156H46ZM52 157V156H51ZM62 157V156H61ZM16 158V157H15ZM24 158V157H23ZM20 159V162H22ZM26 158V157H25ZM48 158V157H47ZM3 159V158H2ZM18 159V158H17ZM34 159V158H33ZM49 159V158H48ZM61 159V158H60ZM191 159V158H189ZM249 159V158H248ZM32 160V159H31ZM39 160V159H38ZM43 161V159H41ZM53 160V159H52ZM50 160V162L52 161ZM37 159L35 160V162ZM63 161V158H62ZM66 162V160H64ZM16 162V161H15ZM19 162V161H17ZM26 162V161H24ZM29 162V161H28ZM26 162V163H28ZM32 162V161H31ZM34 162V163H35ZM57 162V161H56ZM54 161V163H56ZM61 162V161H60ZM64 162V163H65ZM23 163V162H22ZM37 163V162H36ZM67 163V162H66ZM80 163V162H79ZM48 164V163H47ZM81 164V163H80ZM194 164V163H193ZM16 165V164H15ZM21 164H19L20 166ZM24 164L23 166H25ZM41 165V164H40ZM82 165V164H81ZM192 165V164H191ZM22 166V165H21ZM20 166V167H21ZM29 164L27 165V167ZM38 166L37 168L32 169H19V173L17 176V179L12 182V184L8 187H5L4 192L1 196V202L3 203L4 210L2 209L3 213L5 212H14L17 211L22 212L23 216L27 217L29 220V223L19 222V221H13L9 219H6L7 214H5V220L1 219L0 221V233L4 235V237L11 241V244L15 247L16 250L19 252H22L25 256H31V257H37L40 258V261H45L50 264H73L72 263V256H77L82 252V250L88 248L91 246L94 242L91 240V238L82 237L76 234H67L62 233L58 231L57 227H51L48 225H45L42 223L43 218H46L44 216L45 213H48V211H52L56 207L65 206L68 203L69 195L64 194L67 193L60 192L58 190L60 187L63 186L66 181L65 179H57V177H51L50 174H46L47 172H44L41 169H38L40 166L37 164L33 165V167ZM26 167V166H25ZM71 167V166H70ZM56 168V167H55ZM54 169V168H53ZM187 169V168H186ZM192 169V168H190ZM75 170V169H74ZM50 171V170H49ZM54 171V170H53ZM57 171V170H55ZM190 172L192 170H189ZM66 172V171H65ZM74 172V171H73ZM262 172V171H261ZM49 173V172H48ZM53 174V173H52ZM59 174V173H58ZM68 174V173H66ZM74 174V173H72ZM81 174V173H80ZM82 175V174H81ZM11 176V175H9ZM61 176V175H58ZM67 176V175H66ZM62 177V176H61ZM65 177V176H64ZM103 176H101L102 179ZM167 177V176H166ZM231 180L232 182H227L226 179ZM249 177L250 181H253ZM1 178V177H0ZM9 178V177H8ZM94 178V177H93ZM104 178V177H103ZM107 178V177H106ZM203 178V179H199ZM91 179V178H90ZM99 179V178H98ZM108 179V178H107ZM110 179V178H109ZM67 180V179H66ZM172 180V179H171ZM68 181V180H67ZM114 181V180H113ZM111 181V182H113ZM118 181V180H117ZM144 181V180H143ZM169 181V180H168ZM167 181V183H168ZM224 186L227 191L221 189L218 187L217 183ZM249 181V182H250ZM110 182V180H109ZM116 182V181H115ZM114 182V183H115ZM176 182V180H175ZM256 182V181H253ZM124 183V182H123ZM146 183V182H145ZM2 184V183H0ZM69 184V183H68ZM71 184V183H70ZM100 184V183H99ZM102 185V184H100ZM115 185V184H114ZM121 185V183H120ZM145 185V184H144ZM155 185V184H154ZM167 185V184H166ZM175 185V184H174ZM202 185V186H201ZM3 186V184H2ZM74 186V185H73ZM103 186V185H102ZM157 186V185H156ZM86 187V186H85ZM115 187V186H114ZM117 187V186H116ZM145 187V186H143ZM204 188L207 194H204L202 192L201 188ZM223 187V188H224ZM2 188V187H1ZM0 188V190H1ZM4 188V187H3ZM2 188V189H3ZM70 188V187H69ZM94 188V187H93ZM98 188V187H97ZM142 188V187H140ZM182 188V187H181ZM224 188V189H225ZM63 189V188H62ZM65 189V188H64ZM74 189V188H73ZM78 189V187H77ZM118 189V188H117ZM183 189V188H182ZM68 190V189H67ZM76 190V188L74 189ZM97 190V189H96ZM94 189V191H96ZM63 191V190H62ZM79 191V189H78ZM99 191V190H98ZM178 191V190H177ZM77 192V191H76ZM230 192V191H229ZM257 192V191H256ZM82 193V192H81ZM152 193V192H151ZM77 194V193H75ZM90 194V193H89ZM112 194V193H111ZM156 194V193H155ZM178 194V193H177ZM85 195V193H84ZM91 195V194H90ZM93 195V194H92ZM89 196V195H87ZM98 196V195H97ZM162 196V195H161ZM160 196V197H161ZM168 196V195H167ZM172 196V195H171ZM176 196V195H175ZM264 196V195H263ZM86 197V196H84ZM119 197V196H118ZM158 199V194L156 196ZM91 198V197H90ZM156 198V199H157ZM171 198V197H169ZM162 199V198H161ZM104 200V199H103ZM131 200V199H130ZM133 200V199H132ZM148 200V199H147ZM151 200V199H150ZM175 200V199H174ZM177 200V199H176ZM251 200L253 201V204L251 203ZM90 201V199H89ZM152 203V201H150ZM157 202V201H156ZM173 203V201L171 200ZM182 202V201H181ZM180 202V204H181ZM92 203V202H90ZM98 203V202H97ZM73 204V203H72ZM76 204V203H75ZM74 204V205H75ZM121 204V203H120ZM128 204V203H127ZM126 204V205H127ZM131 204V203H130ZM153 204V203H152ZM196 204V202H195ZM251 204V205H250ZM79 205V204H78ZM95 205V204H94ZM99 206L98 204H96ZM133 205V204H132ZM186 204H184L185 206ZM192 205V204H191ZM198 205V204H197ZM221 205V206H222ZM93 206V205H92ZM125 206V205H124ZM122 206V207H124ZM129 206V205H128ZM188 206V205H187ZM196 206V205H195ZM199 206V205H198ZM73 207V206H72ZM94 207V206H93ZM92 207V208H93ZM96 207V206H95ZM128 208L127 206H125ZM174 207V206H173ZM202 207V206H201ZM205 207V206H203ZM22 208V211L20 210ZM84 208V207H83ZM91 208V206L88 207V209ZM98 208V207H97ZM96 208V209H97ZM100 208V207H99ZM125 208V209H126ZM133 208V207H132ZM139 208V207H138ZM183 207H176V209L186 211L185 209H182ZM187 208V207H185ZM206 208V207H205ZM208 208V207H207ZM86 211V208H84ZM95 209V208H94ZM101 209V208H100ZM105 208H102L104 210ZM114 209V208H113ZM129 209V208H128ZM66 210V209H65ZM68 210V209H67ZM93 210V209H89ZM108 210V209H107ZM84 211V212H85ZM99 211V210H98ZM105 211V210H104ZM131 211V210H130ZM162 211V210H161ZM189 211V210H188ZM209 211V210H208ZM41 212H44L42 214ZM70 212V211H69ZM68 212V213H69ZM88 212V211H87ZM111 212V211H108ZM113 212V210H112ZM117 212V210H116ZM155 212V211H154ZM190 212V211H189ZM200 212V211H199ZM214 212V211H213ZM9 213V214H10ZM92 213V212H90ZM96 213V212H95ZM94 213V214H95ZM119 213V212H118ZM210 213V211H209ZM219 216H222L224 218L231 217L229 215L224 214V211L217 212ZM8 214V215H9ZM12 214V213H11ZM17 214H19L17 212ZM71 214V212L69 213ZM81 214V213H80ZM83 214V213H82ZM86 214V213H85ZM97 214H99L97 212ZM101 214V213H100ZM112 214V213H110ZM108 214V215H110ZM114 214V213H113ZM117 214V213H116ZM127 214V212H126ZM124 214V216L126 215ZM140 214V213H139ZM160 214V213H159ZM158 214V215H159ZM163 214V213H162ZM170 216V212L168 213ZM180 214V213H179ZM183 214V213H182ZM190 214V213H189ZM201 214H207V212H204L201 210ZM14 215V214H13ZM21 215V214H20ZM102 215H106L103 214ZM123 217V214H121ZM128 215V214H127ZM137 215V214H136ZM153 215V214H152ZM155 215V213H154ZM153 215V218H154ZM166 215V214H165ZM177 215V213H176ZM188 215V214H186ZM0 216H2L0 214ZM4 216V215H3ZM111 216V215H110ZM115 216V214H114ZM112 216V219L113 217ZM119 216V215H118ZM132 216V215H130ZM134 216V215H133ZM145 216V215H144ZM7 217V218H8ZM62 217V216H61ZM70 218V216H68ZM82 217V216H81ZM85 217V216H83ZM88 217V215H87ZM121 217V216H120ZM143 217V216H142ZM140 217L141 219H143ZM146 217V216H145ZM150 217V216H149ZM14 218V216H13ZM18 218V217H17ZM16 218V219H17ZM21 218V217H20ZM63 218V217H62ZM103 218V216H102ZM109 218V217H105ZM117 218V217H116ZM124 218V217H123ZM122 218V219H123ZM131 217H129L130 219ZM147 218V217H146ZM232 218V217H231ZM90 219V218H89ZM98 219V218H97ZM120 219V218H119ZM126 219V218H125ZM135 219V218H133ZM19 220V219H18ZM22 220V219H21ZM27 220V222H28ZM94 220V219H93ZM105 220V219H103ZM111 220V219H110ZM136 220V219H135ZM139 220V219H138ZM121 221V220H119ZM131 221V220H130ZM146 221V220H145ZM114 222V220H113ZM117 222V221H116ZM138 222V221H137ZM192 222V221H191ZM218 222V221H217ZM106 223H108L106 221ZM141 223V222H140ZM199 223V222H198ZM241 223V222H240ZM115 224V223H114ZM118 224V223H117ZM138 224V223H137ZM119 225V224H118ZM121 225V222H120ZM125 225V224H124ZM130 225V224H129ZM145 225V224H144ZM135 226V225H134ZM228 227V226H227ZM131 228V227H130ZM143 228V227H142ZM147 228V227H146ZM88 229V226H87ZM238 229V228H236ZM252 229V228H251ZM86 230V229H85ZM142 230V229H141ZM154 230V229H152ZM162 230V229H161ZM166 230V229H165ZM241 230V229H239ZM83 231V230H82ZM138 231V230H137ZM147 231V230H146ZM125 232V231H124ZM141 232V231H140ZM197 232V231H196ZM151 234V233H150ZM149 234V235H150ZM157 234V233H156ZM84 235V233H83ZM148 235V234H147ZM201 235V234H200ZM227 237L229 236L231 240V244L236 249V253L234 257H229L231 259H236L240 262V264H248L246 261L247 257H263L264 256V229L263 230H256L249 235H236V233L233 232H226ZM217 236V235H216ZM129 237V236H128ZM133 237V235H132ZM4 238V239H5ZM127 238V237H126ZM131 238V236H130ZM139 238V237H138ZM183 238V237H182ZM93 239V238H92ZM141 239V238H140ZM147 239V238H146ZM151 239V238H150ZM1 240V239H0ZM97 240V239H96ZM113 240V239H112ZM129 240V239H128ZM127 240V241H128ZM132 240V238H131ZM145 240V239H144ZM148 240V239H147ZM209 240V239H208ZM95 241V240H94ZM98 241V240H97ZM133 241V240H132ZM149 241V240H148ZM157 241V240H156ZM96 242V241H95ZM103 242V241H102ZM130 242V241H129ZM137 242V241H136ZM155 242V241H152ZM197 242V241H196ZM5 243V242H4ZM198 243V242H197ZM2 243H0L1 245ZM10 244V245H11ZM135 244V243H133ZM147 244V242L145 243ZM152 244V243H151ZM209 243H207L208 245ZM107 245V244H106ZM122 245V244H121ZM129 245V244H128ZM132 245V244H131ZM138 245V244H137ZM136 245V246H137ZM141 245V244H140ZM143 245V244H142ZM157 245V244H156ZM230 246V244H228ZM109 246V245H108ZM154 246V245H153ZM94 247V246H93ZM101 247V246H99ZM138 247V246H137ZM140 247V246H139ZM144 247V246H143ZM156 247V246H154ZM157 247H159L157 245ZM232 247V248H233ZM103 248V247H102ZM125 248V247H124ZM147 248V247H145ZM166 248V246H165ZM231 248V247H230ZM96 249V248H95ZM94 249V250H95ZM100 249V248H99ZM122 249V248H121ZM139 249V248H138ZM144 249V248H143ZM143 249L141 247V256L143 253ZM161 249V247H160ZM120 250V249H119ZM132 250V249H131ZM148 250V249H146ZM153 250V249H152ZM157 250V248L155 249ZM85 251V250H84ZM104 251V250H103ZM161 251V250H159ZM165 251V250H164ZM0 252L3 254H6L8 256L12 257V253L10 250H7L5 248H2L0 246ZM93 252V251H91ZM135 252V251H134ZM158 252V251H157ZM170 252V251H168ZM94 253V252H93ZM97 253V252H96ZM116 253V252H115ZM131 253V252H130ZM145 253V252H144ZM150 253H152L150 251ZM163 253V252H162ZM230 253V252H229ZM86 254V252H85ZM101 254V253H100ZM134 254V253H133ZM148 254V253H146ZM161 254V252H160ZM231 254V253H230ZM84 253L82 254V256ZM87 255V254H86ZM152 255H154L152 253ZM162 255V254H161ZM240 255V256H239ZM81 256V255H80ZM85 256V255H84ZM83 256V257H84ZM97 256V255H96ZM104 256V255H103ZM129 256V255H128ZM159 256V254H158ZM88 257V256H87ZM113 257V256H112ZM123 257V256H122ZM143 257V256H142ZM156 257V255H155ZM164 258L163 256H160ZM167 257V256H166ZM173 257V256H172ZM27 258V257H26ZM75 258V257H74ZM81 258V257H80ZM170 258V257H169ZM85 259V257L83 258ZM88 259V258H87ZM131 259V258H130ZM152 260V258H150ZM154 259V258H153ZM156 259V258H155ZM160 259V258H159ZM172 259V258H171ZM174 259H178L175 257ZM230 259V260H231ZM91 260V259H90ZM135 260V259H134ZM162 259H160L161 261ZM181 260V259H178ZM177 260V261H178ZM7 260H4L6 262ZM22 261V260H21ZM19 261V263L21 262ZM79 261V260H77ZM92 261V260H91ZM95 261V260H93ZM92 261V262H93ZM103 261V260H102ZM153 261V260H152ZM176 261V262H177ZM217 261V259H216ZM220 261V260H219ZM237 261V262H238ZM16 263V261H14ZM99 262V261H98ZM101 262V261H100ZM138 262V261H137ZM163 262V261H162ZM182 262V261H181ZM180 262V263H181ZM226 262V260H225ZM25 262H23L24 264ZM41 263V262H40ZM95 263V262H94ZM93 263V264H94ZM105 263V262H104ZM141 263V262H140ZM139 263V264H140ZM153 263V262H152ZM151 263V264H152ZM164 263V262H163ZM167 263V262H166ZM173 263V262H170ZM169 263V264H170ZM179 263V264H180ZM184 263V262H183ZM182 263V264H183ZM221 263V262H220ZM236 263V262H233ZM17 264V263H16ZM26 264V263H25ZM30 264H37L36 262H30ZM90 264V263H89ZM98 264V263H97ZM100 264V263H99ZM108 264H119L115 258H110ZM158 264V263H156ZM162 264V263H160ZM165 264V263H164ZM174 264V263H173ZM185 264V263H184ZM217 264V263H216ZM228 264V263H227ZM238 264V263H237Z\"/></svg>","mask_w":264,"mask_h":264},{"label":"water","instance_id":"95a60500","mask_svg":"<svg viewBox=\"0 0 264 264\" xmlns=\"http://www.w3.org/2000/svg\"><path fill=\"white\" fill-rule=\"evenodd\" d=\"M14 149H15V147H14ZM18 153L19 152L17 151V149L13 150L11 156H14V155L19 156V155H17ZM155 235H153L154 239L162 241L165 238V235H167V234H162V233L160 234L159 233V234H157V236H155ZM170 239L172 240V242H170L168 244V246H170V248H171L170 249L171 251L168 252L169 255H171L173 257L180 258L181 261L184 262L183 259L184 258L187 259L186 258L187 255H190V254L192 255V254L195 253V252L193 253V252L187 251V249H190L189 248L190 246H189L188 242H186L187 240H185L183 242H175V240L173 241L172 238H170ZM190 242L195 244L193 246L195 248H192V249L194 251L198 252L199 254H206L207 256L211 254L210 251L208 250V247H205V245H203L202 243L199 242L198 245L196 246L197 242H194V241H190ZM185 248H186V250H185Z\"/></svg>","mask_w":264,"mask_h":264}]
</instances>
